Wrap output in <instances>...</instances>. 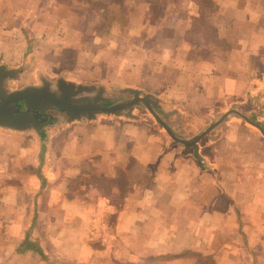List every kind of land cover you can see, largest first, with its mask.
Listing matches in <instances>:
<instances>
[{
	"label": "crops",
	"instance_id": "1",
	"mask_svg": "<svg viewBox=\"0 0 264 264\" xmlns=\"http://www.w3.org/2000/svg\"><path fill=\"white\" fill-rule=\"evenodd\" d=\"M112 1L93 5L104 11ZM156 3L161 37L131 17L124 30L89 31L96 51H87L80 33L73 38L75 22L63 20L69 30L58 40L69 34L75 51H5L0 65L39 57L55 81L145 102L128 117L57 115L67 142L55 157L73 182L65 190L54 176L34 193L29 218L25 193L10 204L12 190L0 191V264H264V0H209L205 20L195 13L202 1ZM114 20L119 27L122 18ZM1 136L28 147L26 130L0 127ZM198 136L195 153L183 141ZM43 143L33 174L42 186ZM17 152L9 151L25 164L26 149ZM17 214L23 223L12 220Z\"/></svg>",
	"mask_w": 264,
	"mask_h": 264
},
{
	"label": "rangeland",
	"instance_id": "2",
	"mask_svg": "<svg viewBox=\"0 0 264 264\" xmlns=\"http://www.w3.org/2000/svg\"><path fill=\"white\" fill-rule=\"evenodd\" d=\"M6 1L7 0H0V15H3L6 18L11 15V18H9L10 21L7 23L1 22L2 20L0 19V60L2 59L3 55L6 54L5 51H21L23 47H26V44L30 45L33 49L37 48V51H56L57 47L60 51H75L73 49H70L73 48L70 46V43L74 41L75 35L79 33L82 37L81 40L87 47V51H96V48L94 46L95 42H92L94 41V38L88 40L87 34H89V31L99 32L100 29L107 30V28H111L112 30H124L126 27H129L128 22L131 17H133L132 19H134L136 22L140 23V27L143 31L153 33L156 30V35L160 34V37L165 34L163 24L159 23V15L161 16L162 9L159 8V2L156 3L157 0H147L149 2V6H151H144L145 8L141 9H135V7L133 6H137L139 2L136 4L131 0H113L109 8L104 11L97 8L98 4L93 5L95 0H86V2H81L82 0H78L77 3L73 2V0H11L10 3L8 2V8L3 9L1 6ZM199 1H202L203 3L200 4V9H196L195 13L200 12L201 10V17L203 20H205L207 18L205 17L204 7H209L211 5L208 4L209 0ZM154 4L156 5V7H154ZM116 17L122 18V23L121 25H119V27H117L115 23H112L115 22L114 19ZM141 19L148 20V22L146 23ZM63 20H73V22H75V28L73 27L74 34H72L74 39L69 34H67L65 39H63L62 41L58 40L59 33L64 34L69 30L67 26H63ZM122 24H125V26H123ZM203 24L204 22L201 20L199 21V24L194 25L200 26ZM210 31V28H207L206 32ZM36 34H42L44 37L42 38V40H39V36H35ZM178 36L179 31L175 33V37L177 38ZM30 37L33 38L29 39ZM36 37L38 39H36ZM96 47L98 50V45H96ZM111 53L112 51H107L108 55ZM19 58L20 56H17L13 61H15L16 63L19 62ZM65 58L76 59V57L68 56H65ZM114 58H118V56H115ZM28 63L30 64L25 67H21V65H0L1 68L11 72V74L6 75V77H4L2 81V87L6 93L27 86H41L43 82H47L51 85L52 89L56 90L57 81H55L52 73H42V71H47L50 68L48 66H43L39 61V57L38 59H36L34 56L30 57ZM81 87L89 88L88 93H83L82 95L86 94L88 97L92 98L99 93V90L95 87ZM111 91L112 94L116 95L118 89L113 88ZM102 102L104 106H113L120 103H126L108 101L105 100V98L102 99ZM140 103L141 102H137L134 105L128 107L127 110L120 109L115 113L95 112L93 117L80 115V117L73 119L83 118V121H88L89 119H94L96 114L97 116L103 117L102 115H117L121 112H127L126 115L128 117V113H131L133 106ZM18 109L20 110V107H18ZM34 112L37 120L40 123V126L38 128L30 127L26 129L29 135L28 147L23 146V143L21 147L19 141L15 142L14 145L5 144L3 136L0 137V140L2 139L0 141V191L1 193H3L7 189L12 190V199L9 201L10 204H15L19 201L23 202V199L21 198L25 193L24 202L26 206L27 218H29V214L31 213L33 208L32 197L34 193L50 185L54 176H56V178H59V185H61L63 188L65 187V190H68L69 184L73 182L66 175L67 173H65L64 169L60 168L62 164L59 163L57 161V158L55 157L59 153V150L62 149V144L66 145L67 132L66 130L62 129L66 128L67 126L54 127V125H57V123L59 122H63L60 121L59 118H57V115L67 112L59 108H49L46 110L34 109ZM42 115L44 116V118L40 120L42 118ZM67 115L70 114L67 113ZM126 115L124 116L126 117ZM71 121L72 120H69V122ZM49 124L53 126H50ZM64 124L66 125L67 123H65L64 121ZM44 127H46L45 129H49L47 133L42 131ZM53 138L59 140H57V144H53ZM38 140L44 141L42 152V161L45 164V166H43V177H45L44 179L46 180V184L44 186H42L39 181H35L33 175L36 174V165L38 164L37 162L39 160L37 155ZM13 147L18 151L17 153L20 156L22 154V157L26 149L24 156L26 160L25 164L23 163V160H20V158L16 154L11 155L9 153V151H11ZM62 155L65 156L66 152L64 154H60V156ZM3 160L5 162H3ZM1 164H5V166L9 164V167H1ZM21 167L25 169L23 170ZM11 218L13 221H21L20 223H23L24 216L17 214L13 215ZM237 264L249 263L241 262Z\"/></svg>",
	"mask_w": 264,
	"mask_h": 264
},
{
	"label": "water",
	"instance_id": "3",
	"mask_svg": "<svg viewBox=\"0 0 264 264\" xmlns=\"http://www.w3.org/2000/svg\"><path fill=\"white\" fill-rule=\"evenodd\" d=\"M8 74H11V72L1 68L0 126L9 129L26 130L30 127L38 128L40 123L34 115V109L46 110L49 108H59L69 113L72 118H78L80 115L93 117L95 112L115 113L117 110L130 107L139 101L145 102L144 99L135 96L126 103L104 106L100 95L92 98L86 94L82 95L83 93H88L89 88L75 86L62 79H59L56 84L59 96H56L50 90L51 85L47 82H43L41 86H27L6 93L2 87V81ZM21 101L25 103V106L29 110L28 112L16 111L18 109L17 104ZM201 136H198L195 141H183V143L192 146L196 153V142Z\"/></svg>",
	"mask_w": 264,
	"mask_h": 264
},
{
	"label": "flooded vegetation",
	"instance_id": "4",
	"mask_svg": "<svg viewBox=\"0 0 264 264\" xmlns=\"http://www.w3.org/2000/svg\"><path fill=\"white\" fill-rule=\"evenodd\" d=\"M0 70H1V67H0ZM50 90L56 95V96H59V91L56 89H52L50 88ZM17 107H20V110L17 109L16 111H19V112H28V108L25 106V103L23 101H21L20 103L17 104ZM34 115H35V112H34ZM36 117V115H35Z\"/></svg>",
	"mask_w": 264,
	"mask_h": 264
},
{
	"label": "trees",
	"instance_id": "5",
	"mask_svg": "<svg viewBox=\"0 0 264 264\" xmlns=\"http://www.w3.org/2000/svg\"><path fill=\"white\" fill-rule=\"evenodd\" d=\"M25 240H27V239H25Z\"/></svg>",
	"mask_w": 264,
	"mask_h": 264
}]
</instances>
